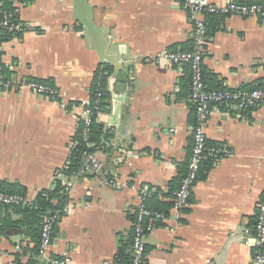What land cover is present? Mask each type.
I'll return each instance as SVG.
<instances>
[{"label": "crops", "instance_id": "0c3cea01", "mask_svg": "<svg viewBox=\"0 0 264 264\" xmlns=\"http://www.w3.org/2000/svg\"><path fill=\"white\" fill-rule=\"evenodd\" d=\"M212 1L224 6L233 0ZM15 8L29 27L1 43L6 76L51 84L59 96L0 91V184L32 199L63 187L66 200L49 256L68 264H119L120 250L132 254L134 220L144 206L164 213L146 237V264H254L255 219L264 197V102L244 110L232 103L213 106L208 143L231 154L212 158L185 212L174 209L195 113L189 72L162 54L191 47L184 0H19ZM204 19L208 86L264 87V19ZM103 63L112 67L111 97L97 117L93 153L103 165L101 176L115 179L117 188L100 174L65 172ZM157 200L170 205L154 208ZM27 225L19 211L0 205V264L33 257ZM36 260L47 264L41 254Z\"/></svg>", "mask_w": 264, "mask_h": 264}, {"label": "built area", "instance_id": "2783aa9c", "mask_svg": "<svg viewBox=\"0 0 264 264\" xmlns=\"http://www.w3.org/2000/svg\"><path fill=\"white\" fill-rule=\"evenodd\" d=\"M19 0H0V35L3 31L12 34H19L28 29V25L23 24L17 18L15 5ZM10 4L13 8H7ZM184 7L187 10L189 19L193 25V47L190 51L168 50L162 56L169 62L177 65L180 70L184 66H190L191 70V103L195 111V122L191 125L193 145L189 159V167L183 176L180 187L175 192L174 209L183 214L190 204L196 183L199 180V172L202 163L209 158L224 157L231 154V150L226 147L211 146L207 140L206 125L212 113L213 106L222 103H232L239 109H249L252 106L264 102V90L253 89H230L223 88L218 90H207L203 81V62L206 52L208 29L204 19L205 14L224 13L238 14L244 17L256 16L264 19V3L245 2L243 0H233L224 6L214 3L212 0H184ZM1 51V42H0ZM2 58L0 54V91L5 92L9 88L18 91L30 90L35 94L49 98H57L59 90L48 83L24 79L14 81L5 78L2 72ZM93 111L86 107L83 111L81 122L82 137L74 138L70 145L74 151L81 142L89 143L91 125L93 123ZM102 163L97 159L93 152H84L78 169L73 173L79 176L87 174H100L101 181L112 187L117 188L118 182L101 176ZM34 199L21 193H9L0 190V204L6 206L31 205ZM255 220V246L257 249L254 256V264H264V197L257 207ZM134 221V237L132 240V264H146L147 245L146 237L152 232L158 222L164 219V213L151 210L141 206ZM61 211L56 210L54 214L48 215L44 219L42 235L40 240V254L47 259V264H68L66 258L49 256V249L53 245L54 227L57 224Z\"/></svg>", "mask_w": 264, "mask_h": 264}, {"label": "trees", "instance_id": "16d2710c", "mask_svg": "<svg viewBox=\"0 0 264 264\" xmlns=\"http://www.w3.org/2000/svg\"><path fill=\"white\" fill-rule=\"evenodd\" d=\"M7 8L12 9L13 7L10 4H8ZM209 14L214 15V14H224V13L217 12V13H209ZM14 35L15 34H12L5 30L0 35V42L2 43L3 41L8 40L12 38ZM192 47H193V41L191 43V47H189L190 49L187 48L188 49L187 50L185 48H182L181 51H190ZM0 54L2 55L1 51H0ZM184 67L187 70V72H189L190 84H191L192 76H191L190 66H184ZM111 68L112 67L109 66L108 64L103 63L99 66V68L97 69L95 73L94 81L92 83L91 91H90L91 97H90L89 102L86 105V107L91 108L93 111V116H92L93 123L91 125V130H90L89 143L81 142V144L74 150L73 155L71 156V159H70V164L67 166L65 170V172H67L68 174L75 172L78 169L84 152H87V151L94 152L95 150V146L97 145L99 134H100V128H101V125L98 123L97 117L100 112L106 111L110 105L111 93L108 90V78L111 72ZM204 69L205 68L203 64V81L206 85L207 90H218V89L225 88V87L217 88V89L210 88L206 81ZM2 72L5 74V78H7L6 76L7 71H6V66L4 63H2ZM256 88H260L264 90V87H261V86L256 87ZM82 127H83V122L80 123L78 135L76 138L82 137ZM212 161H213L212 158H209L208 160L202 163L201 170L199 172V180L205 178L209 170V166L211 165L210 163ZM188 167H189V162L186 166V171L184 175L188 171ZM0 190H6L7 192H13L15 189L12 186H4L0 184ZM15 191L18 192V190H15ZM65 200H66V197L63 193V187H60V185H58V187L55 190L42 191L37 196V198L33 200L31 205H28V206L2 205L4 207L13 208L14 210L19 211L23 215V219L25 220V222L28 221L27 229H29V234H32L31 235L32 239L35 242L34 246L30 250V252L33 254V257L27 263H23L20 259L19 260L17 259L14 264H38L36 260V256L40 254V240H41V235H42V228L44 226V219L46 216L54 214L56 210H62L65 204ZM155 204L156 206L154 208H158L160 210H166L170 205L169 203H165V202L161 203V201L159 200H157ZM55 228H56V225L54 227V233H55ZM54 233H53V237H54ZM134 233H135V229H133L131 244H132V240L134 237ZM132 259H133V256L131 253L125 252L124 249L119 251L118 259H117L119 264H132Z\"/></svg>", "mask_w": 264, "mask_h": 264}]
</instances>
